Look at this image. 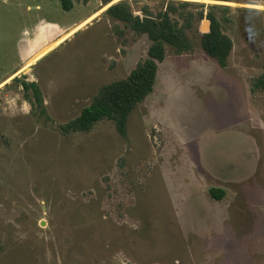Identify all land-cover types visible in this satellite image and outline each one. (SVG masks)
I'll return each instance as SVG.
<instances>
[{
	"label": "rangeland",
	"instance_id": "374dc122",
	"mask_svg": "<svg viewBox=\"0 0 264 264\" xmlns=\"http://www.w3.org/2000/svg\"><path fill=\"white\" fill-rule=\"evenodd\" d=\"M120 1L0 0V264H264V0H174L193 3L189 36L225 6L228 66L167 45L126 137L109 120L65 134L148 57V35L105 13Z\"/></svg>",
	"mask_w": 264,
	"mask_h": 264
},
{
	"label": "trees",
	"instance_id": "16d2710c",
	"mask_svg": "<svg viewBox=\"0 0 264 264\" xmlns=\"http://www.w3.org/2000/svg\"><path fill=\"white\" fill-rule=\"evenodd\" d=\"M103 6L113 0H101ZM167 2L169 7L166 10L153 15L148 9L144 10V18L135 16L127 0H122L109 7L105 13L119 21L127 23L139 34H147L151 46L148 50V57L140 61L131 71L127 78L115 80L103 85L95 94L90 105L86 106L81 114L74 120L62 126L65 134L70 132H90L97 123L103 120L114 122L119 134L127 136L128 119L134 109L141 104L153 91L157 79L158 63L166 57V46H171L177 54L191 53L195 50V42H199L206 55L216 63L226 68L233 50L232 39L224 32L223 25L213 9H222L225 6H209L207 19L210 21V30L207 33H193L189 36L188 31L192 30L191 18L195 15L184 12L192 2H178L181 10L175 7L174 0H162ZM64 10L73 9L72 0H61ZM180 11H182L180 13ZM185 19L181 24L176 17ZM203 12L197 15V19H203ZM25 91L32 90L37 107L42 114L43 101L40 88L35 82H23ZM262 88L264 90V76L253 81V90ZM211 195L216 200H221L224 191L222 189H211Z\"/></svg>",
	"mask_w": 264,
	"mask_h": 264
},
{
	"label": "bare ground",
	"instance_id": "6f19581e",
	"mask_svg": "<svg viewBox=\"0 0 264 264\" xmlns=\"http://www.w3.org/2000/svg\"><path fill=\"white\" fill-rule=\"evenodd\" d=\"M118 0H114L112 3H115V2H117ZM257 7H260V6H257ZM106 8V7H105ZM91 19H89L88 21H90ZM88 21H86L82 26H84V25H86L87 24V22ZM82 26H80V27H78V29L79 28H81ZM73 33V32H72ZM72 33H70L69 34V36L72 34ZM62 42V41H61ZM61 42H59V43H61ZM59 43H56V45L54 44L53 46H51L50 48H49V50H52L55 46H57ZM49 50H47V51H49ZM26 68V67H25Z\"/></svg>",
	"mask_w": 264,
	"mask_h": 264
},
{
	"label": "water",
	"instance_id": "95a60500",
	"mask_svg": "<svg viewBox=\"0 0 264 264\" xmlns=\"http://www.w3.org/2000/svg\"><path fill=\"white\" fill-rule=\"evenodd\" d=\"M112 5H114V4H110V6H109V7H111ZM109 7H108V8H109ZM108 8H107V9H108ZM206 25H207V24H206ZM206 25H205V26H206Z\"/></svg>",
	"mask_w": 264,
	"mask_h": 264
},
{
	"label": "crops",
	"instance_id": "0c3cea01",
	"mask_svg": "<svg viewBox=\"0 0 264 264\" xmlns=\"http://www.w3.org/2000/svg\"><path fill=\"white\" fill-rule=\"evenodd\" d=\"M24 66H25V65H24ZM24 66H22V68H23ZM18 73H19V72H18ZM18 73H17V74H18ZM17 74H14V75H17Z\"/></svg>",
	"mask_w": 264,
	"mask_h": 264
},
{
	"label": "flooded vegetation",
	"instance_id": "af4514ba",
	"mask_svg": "<svg viewBox=\"0 0 264 264\" xmlns=\"http://www.w3.org/2000/svg\"><path fill=\"white\" fill-rule=\"evenodd\" d=\"M61 39H62V38H61ZM61 39H60V40H61ZM60 40H59V41H60ZM59 41H58V42H59ZM58 42H57V43H58ZM55 44H56V43H55ZM53 45H54V44H53ZM53 45H52V46H53Z\"/></svg>",
	"mask_w": 264,
	"mask_h": 264
}]
</instances>
